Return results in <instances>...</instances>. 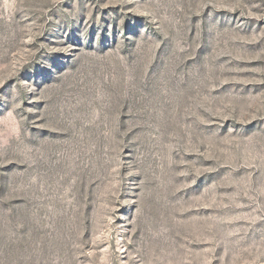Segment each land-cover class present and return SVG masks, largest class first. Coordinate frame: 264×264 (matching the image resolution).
Masks as SVG:
<instances>
[{
	"label": "rangeland",
	"instance_id": "1",
	"mask_svg": "<svg viewBox=\"0 0 264 264\" xmlns=\"http://www.w3.org/2000/svg\"><path fill=\"white\" fill-rule=\"evenodd\" d=\"M0 264H264V0H0Z\"/></svg>",
	"mask_w": 264,
	"mask_h": 264
}]
</instances>
